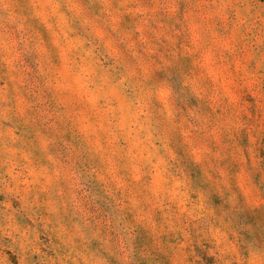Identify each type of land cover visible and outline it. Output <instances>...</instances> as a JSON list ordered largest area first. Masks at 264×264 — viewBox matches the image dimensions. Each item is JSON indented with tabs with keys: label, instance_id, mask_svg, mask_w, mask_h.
I'll return each instance as SVG.
<instances>
[{
	"label": "clouds",
	"instance_id": "clouds-1",
	"mask_svg": "<svg viewBox=\"0 0 264 264\" xmlns=\"http://www.w3.org/2000/svg\"><path fill=\"white\" fill-rule=\"evenodd\" d=\"M264 264V0H0V264Z\"/></svg>",
	"mask_w": 264,
	"mask_h": 264
},
{
	"label": "rangeland",
	"instance_id": "rangeland-1",
	"mask_svg": "<svg viewBox=\"0 0 264 264\" xmlns=\"http://www.w3.org/2000/svg\"><path fill=\"white\" fill-rule=\"evenodd\" d=\"M4 255L7 256L9 264H12V256L8 252H5Z\"/></svg>",
	"mask_w": 264,
	"mask_h": 264
}]
</instances>
